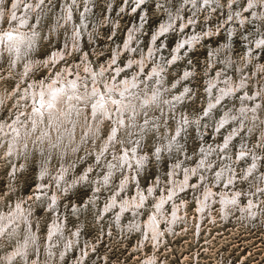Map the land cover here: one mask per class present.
Wrapping results in <instances>:
<instances>
[{"label": "bare ground", "instance_id": "bare-ground-1", "mask_svg": "<svg viewBox=\"0 0 264 264\" xmlns=\"http://www.w3.org/2000/svg\"><path fill=\"white\" fill-rule=\"evenodd\" d=\"M40 1L42 0H14L11 6V11L9 12L8 9L6 10L5 6L2 5V0H0V19L4 17L5 14H7L9 20H11V23L9 22L10 24H7V27H4V29L0 28V53L5 48V50L9 54L8 56L13 60L11 64L17 66V61L21 60V63L25 64L24 71L28 70L29 68L36 67L38 63H42L40 64L41 66L47 63L46 65H49V68H51V65L53 63H57V59L61 57L64 58V56L66 55H64L63 51H57L55 54L56 59L53 58V61L50 62V64L48 58L43 60L44 62H41L40 60H33V58H31L30 56L31 48L33 43L35 42V38L38 37L40 33V22L42 21V14L39 13L40 11L38 8V4ZM145 1L147 0H135L134 5L135 7L140 6L143 8ZM159 1L164 0H156L157 3ZM239 1L240 0H231L232 9H229L228 5L227 10L233 11L234 5H237ZM201 3L205 7V9H207V7L209 6L210 10H212L215 6L223 8V10L226 9L219 0L189 1L185 4L186 6L184 8L180 7L179 11L175 14L170 12L169 9L165 8L164 10L167 14L166 16H168V19L158 28V32H156L155 35L151 37V45L147 52L145 51V48L142 49L140 45L138 48H134L135 44L139 42L135 38V35L138 34H136L137 28H135L133 32H130L126 36V40L124 38V51L133 55H129L130 57L128 56L126 64H123L125 65V67L117 62L119 56L121 57V55H118V51L120 50L119 48L117 49L118 51L116 50L114 52L112 61H108L104 66H100L98 70L93 69L90 64H83L81 68H78V65L73 68L69 66L66 67L67 65L64 67V65L67 63L65 61V64H61L60 71H54L55 73L53 72V75L50 76L47 80L42 79L36 81L33 79V77H30L28 80H24L26 76L24 78L23 75L20 76L19 80L17 79V86H15V89L13 90H16L18 94H15V101L13 100L14 98L11 99L13 100V102H16V100L18 101L17 105L19 109L16 106L15 108H17V113L15 116L12 115L15 112L12 114L10 113V117L12 116L11 118L9 117V119L7 120H0V147L1 145H3L1 147L4 150L3 157H7V161L10 163V166L15 164L14 162L17 161L19 156L23 158L22 156L24 154L31 153V150L37 153V157L39 158L38 171L40 180L38 181V185H36L37 190H35V196L31 197L32 200L36 199L40 204L45 205L44 207H46V209H49L50 213H59L60 209L58 206V201L59 199H61V195H63L61 194V192L64 190V188L66 186H73L76 183H82L85 186H89L94 191L92 196L87 199L86 206L87 204L96 206L97 199L100 198L99 195L103 190V188L100 187L101 181L99 183V180H102V183L105 181V183L108 184L110 182V175H113L115 172H122V174L126 172L124 178L119 183L118 188H114L116 191L112 193V197H110V199L108 200L109 204L103 206V217H110V215L115 214V216H113L115 219V221L113 220L115 224H122L124 220L129 219L128 217H130V224L128 226L126 225V227L128 228V230H135L139 233V235L142 236L145 232L148 233L147 231L157 236L159 232H161L159 228L160 222H165L168 225L174 221L175 217L179 218L181 205L177 203L178 200L176 199L179 197L180 193V196H184V193L182 194V192L185 190L192 192V197H194V201L198 205L199 212H207L209 210V212L211 213L212 207L218 205L219 210L223 215L230 214V208H233L236 211V214L240 212L239 215L245 214L246 217L250 214V216L253 218L259 214V208H257V203L253 201L254 199L249 200L248 206L243 205L241 198L242 192L235 187V183L237 182V180H235V176L230 175L231 171L235 172L233 166H231V164H227V161L224 160L222 163L225 164V167L221 168L219 171H216L219 166H212V159L215 158V156H217L218 159L220 156H223L224 159L230 158L233 163L239 160H245L248 165V167H246L244 171L245 175H252L254 180L259 184L258 190H260L261 187L264 186V164L262 165L257 154L249 152L250 150L247 149L249 145L247 146L244 143L246 141L245 134L248 135L254 132L256 126L258 127V125H260L261 129L264 126V83L258 84V80L256 87L253 90L249 91L248 89L249 87H251V75L250 73L249 75H246V71H244L243 67L245 60L247 62H251L252 59H255L257 55L256 52H262V50L264 51V28L262 27V24L257 23L256 25L257 37L254 44H250V38L247 34H245L247 38V41H245L247 42L245 49L247 56L246 59L245 57H243L241 58L242 60H239L237 62L235 61V65L233 63L234 59L230 56V54L227 55L228 47H226L225 45L224 47L221 44L222 46L218 47L216 50L211 49L213 54L210 56L211 70L208 71V68H206L207 72H205L208 76L206 83V85L208 86V88L206 89V96L208 98V101L206 103L207 107L204 115L191 118L186 116V114L185 116L184 114H182L185 117L184 119L182 118V115H179L180 117H177L178 120L176 119L177 125H175L176 130L175 134H173L174 136L171 137V134L167 136V138L165 137V143L159 140V135L161 132L160 129H166V126L163 127L164 116L167 115L166 118H169V115L171 114L169 111L172 109L175 112V108L178 107L180 101L187 98L184 95H186L185 93L188 91V86L185 83L180 82L183 79L185 81L188 75H190V79L193 78V76H191L193 75L192 68L189 69L185 66L186 68L182 71L184 72L183 77L178 79L174 83V85L172 84L173 90H175L174 88H178V90H180L182 86L183 90L181 93H178L177 91L176 94L173 95L169 92L170 89L164 82V73L167 70L166 68H168L169 65L173 64L181 58V49L184 50L186 47H193L194 44L197 43V41L199 42V40H202V37L201 35H199L201 33H194L193 35L189 36L182 35L172 51V58L169 60V62H166V59L163 58V48H158L156 45H154V41L160 35L161 37H163L167 35L166 33H171L170 30L172 24L174 23V18L178 19V17L182 15V12L185 11L186 7L192 6L191 12H193L194 14L193 18L198 15V8H200ZM245 3H247L246 12L252 13V16L254 20L256 19V22L258 20L259 22L263 23L264 0H248V2ZM90 5L87 4L82 12L81 20L83 26H86L85 24L89 19V16L94 15V13L92 14L89 10ZM160 7H165V5H158L159 10ZM80 11L81 10L79 9L78 13H80ZM238 12V22L245 26V21L248 20L246 17L247 13L246 15L241 14L243 13L242 9L238 10ZM73 15V8L70 5H67L64 12L63 5L61 8V13H59V15L55 17L56 19L54 18V27L56 29H58V27L64 28V23L66 24V22L69 20V23L72 22L70 27L75 30L72 33L74 35L73 37L80 40V38L83 36L81 35V26H79L78 24L76 26ZM230 16L232 20H236L235 18H233V13L230 14ZM31 17H34V20H31ZM193 20L194 19H189L188 22L183 21L181 27H184L187 23L194 27L195 24L193 23ZM33 21H35L36 23L35 25L31 26ZM141 23L142 22H140V24ZM112 26L115 25L112 24ZM133 26L132 28L135 27ZM65 27H67V24ZM77 28L79 31H76ZM234 29L235 26L232 25L228 33H230L231 35V33L234 32ZM124 34L125 33L123 32V36ZM207 34L210 35L211 32L207 31ZM53 36H56V34L54 33ZM133 39H135V43L133 42ZM69 48L70 47H68V49ZM253 49L256 50L253 51ZM111 51L112 50H110V52ZM218 51H220V53L222 54H219ZM136 54L139 55V58H134V55L136 56ZM214 58L216 59L215 61ZM149 61L150 64H153V66L151 65L152 67L150 71H146L145 67L147 66ZM259 65H261V63ZM261 66L262 71L264 68V63H262ZM57 67H59V65H57ZM246 70L248 71V69ZM236 71L239 75V80L237 78L238 81H236L235 79ZM84 73L85 76H82L81 74ZM73 75L74 78L72 79L71 76ZM122 77L123 79L122 81H120ZM25 81H27L28 83ZM23 82L24 84H22ZM260 85L261 89L259 87ZM22 86H25V88H22ZM19 96L22 97L20 98ZM154 108L158 109L159 112H162L163 118H160V116L158 117V115L154 116L151 113L152 111H154ZM177 109H180V107ZM179 111L180 110H178L177 113H179ZM103 116L107 117V119H109L110 121H113L111 134L108 139H105L102 142L100 149H93L95 159L98 163V166H96L95 168H99L100 170L103 168L106 171L105 175L102 177V179H99L98 176L97 180L94 181L91 177L93 167H91V164H87L88 166H85L86 168L83 170V173L79 178H76L77 176L72 178L71 176V179V165L69 166L70 160H67L68 157L79 149L78 146L82 147V144L87 142L89 143L91 141L93 142V140H96V136H98L100 131L99 121ZM220 116L221 118H219ZM192 124L193 126H196L200 138L202 137L200 131L201 126H206L208 128L210 127L212 132L216 131L217 136L222 135L223 138V142L221 145L214 146L213 143H211L206 149L205 144L198 155L199 162L195 166H193V164L197 158L194 157V159L192 158V156L190 157L189 152L186 150V147L184 146V143L182 141V136L185 133L183 131L188 126H192ZM119 127H123L125 130H127L125 132H128L129 135L125 134V138H122V142H120L122 150L114 152V146L115 144L117 146L119 139ZM144 130H152L157 135V139L159 141L155 144L156 150L154 154L157 161H160V157L163 153H167L169 157L175 158V160H177V162L171 163L170 172L168 174V176H170V185L172 187L171 189H169V194H167V192L165 191H162L161 196L159 195L158 197H154L156 196L158 191L163 190L161 184L165 183L164 180L161 181L158 176L157 181L151 182L148 189H146L147 191H144V187H142L144 189H142L141 187H136V198L129 199L128 197H126L124 198V200H122L123 196H120L119 198L118 196L123 188L127 186V183H131V181L133 180L136 183L135 185H137L136 170H134L135 173L133 179L130 178V175L132 173L131 170L135 167L140 168L141 165H144V163L148 161L149 156L147 154L144 155L139 151L140 145L138 140L141 137L140 133H142V131ZM239 138L240 140L237 141ZM52 155H54V157L57 156L56 159H58V161L60 162V169L57 167L59 169V172L55 174V176H52V173L51 175L49 173L50 165L48 164V160L52 157ZM182 158L184 159V164L181 161ZM235 159H237V161ZM13 170V175H16V169ZM158 172L159 174H162L160 170ZM209 174L213 176V183L210 179L207 178ZM45 177H48V180H50V185L48 184V186H45V182L42 181V179ZM51 177L53 179V182H51ZM70 179L72 181H70ZM207 179L208 181H206ZM198 180L199 183L197 182ZM194 181L195 183H193ZM175 183L180 184V186L174 189L173 186H175ZM106 190H108V188ZM146 193H149V195L151 194V196L155 199L154 200L152 198V202L154 201L155 205L154 207L151 206L152 209L149 211V216L147 215L148 219L145 222V231V225L143 223L144 221L142 222V220H139V216H141V209H144L145 207V200L148 199L146 198ZM130 194L131 193H129V195ZM77 208V206L74 207L75 210ZM31 210L32 209L29 208V206L26 207L24 201H19L16 202L15 205L12 204L9 211H5V209H3V211L0 212V249H6V247L4 246L5 242H10L11 247L13 248V250L9 252V255L3 253L0 254L2 255L0 258V264L2 263V261L4 263L7 262V264H17V261H20L23 264H47V262L39 263L40 259L37 261L33 260L32 257V261H29V255H38L40 257V253H42L41 251L45 248V256L48 255L49 260H54L55 258H57V256L62 259L64 258V251L67 252L68 248H72V241L64 239V224L59 218L54 216L52 217L51 223L49 225L47 236L41 242L37 230H34L37 219L34 218V214L32 215ZM117 210L119 211L116 214L115 211ZM170 211L171 213L169 215L168 213ZM177 212L178 214H176ZM210 218L213 219L214 216L210 214ZM124 226L122 225V227ZM144 238L146 239L145 236ZM40 244L42 245L41 247ZM61 249L64 250L61 251Z\"/></svg>", "mask_w": 264, "mask_h": 264}, {"label": "rangeland", "instance_id": "rangeland-1", "mask_svg": "<svg viewBox=\"0 0 264 264\" xmlns=\"http://www.w3.org/2000/svg\"><path fill=\"white\" fill-rule=\"evenodd\" d=\"M13 1L14 0L11 1L2 0V5L5 6L6 10L8 9V11L10 12ZM134 1L135 0H87V1L86 0H52V1L42 0L40 1L38 4L39 6L38 8L40 11L39 13L42 14V21L40 22L41 25L40 33L39 36L35 38V42L33 43L31 48L30 56L31 58H33V60H40L41 62H44L43 60L48 58L50 64V62L53 61V58L56 59L55 54L57 51L59 52L63 51L64 55L65 54L66 55L64 56V58L61 57L57 59V63L56 62L53 63L51 65V68H49V65H46L47 63L42 65L43 67L40 65L42 63L40 64L38 63L36 67L29 68L28 70L24 71L25 64H22L21 60L17 61V66L11 64L13 60L8 56L9 54L4 48L0 53V74H1L0 75V116H1L0 120L9 119L10 115L14 112L15 113L12 115L15 116L17 113V108L19 109L17 105L18 101L16 100V102H13V100L15 101V94H18V92L13 89H15V86H17L16 85L17 81L20 79L21 75H23L24 78L26 76L24 80H28L30 77L31 78L33 77V79L36 81L42 79L47 80L50 76L53 75L54 71L55 72L60 71L61 64H65L66 62L67 63L64 65V67L67 65L66 67L69 66L73 68L76 67V65H78V68H81L83 64L85 65L90 64V66L93 69L98 70L100 66H104L108 61H112L114 52L119 48L120 50L117 51H118V55H121V57L119 56L117 62H119V64L121 65L126 64L128 60V56L129 55L133 56L131 53H128L123 49L126 36L130 32H133L134 29L137 28L136 34L137 33L138 34L135 35L136 36L135 38L139 42L135 44L134 48L135 47L138 48L140 45L142 49L145 48V51L147 52V50L151 45V40H152L151 37H153L155 33L158 32V28L168 19V16H166L167 14L164 9L165 8L169 9L170 12L175 14L176 12L179 11L180 7L184 8L186 6L185 5L186 3L194 0H164V1H159L158 3L156 2V0H147L145 1L143 8L140 7L139 5H137L139 7H135ZM219 1L226 9L223 10V8H219L216 6L212 10H210V6L207 7V9H205L203 4L201 3L200 8H198L199 10V12L197 13L198 15H196L194 18H193L194 14L193 12H191L192 6L186 7L185 11L182 12V15L179 16L178 19L174 18L173 20L174 25L172 24L170 30L171 33H166L167 35L163 37H161L160 35L154 41V45H156L158 48H163L164 50L163 58L166 59V62L167 61L169 62V60L172 58L171 57L172 51L177 45L178 40L179 38H181L182 35L189 36V35H193L194 33L195 34L201 33L199 35H201L202 37L201 40L202 42L200 40L199 42L197 41V43L199 44L195 43L193 47H186L184 50L181 49L182 50L180 54L181 58L178 61L174 62L173 64L169 65V67L166 68L167 70L164 73L165 75L164 82L165 84L168 85V88L170 89L169 92L175 95L177 91L178 93H181L183 90V86L180 90H178V88H174L175 90L172 89L174 83L178 79L183 77L184 72L182 71L187 67L189 69L192 68V72H193V75H191L193 76L192 79H190L191 77L190 75H188L187 79L185 80L186 82L184 81V79L180 82V83H185L188 86V91L185 93L186 95H184L187 98L181 100L177 107V108L180 107V109L175 108L176 110L175 112L171 109L169 111L171 113L169 115V118H166L167 115L164 116L163 127L166 126V129L161 128L160 129L161 132L159 135V140L163 141L164 143L166 142L167 136L171 134H172L171 137L174 136L173 134H175V130H176L175 125H177V120H178L177 117L179 118L182 114H184V116L186 114V116L191 118L195 116L200 117L204 115L207 107L206 103L208 101V98L206 96V89L208 88L206 83L208 76L205 72H207L206 68H208V71L211 70L210 56L213 55L211 49L216 50L218 47L225 45L226 47H228L227 55L230 54V56L234 59L233 63L235 65V61L237 62L239 60H242L241 58L243 57H245L246 59L247 56L245 50L247 44V42L245 41H247V38L245 34L249 36L250 44H254L257 37V33H256L257 23L262 24L263 25L262 27L264 28V24H263L264 22L262 23L259 22L258 20L256 22V19L254 20L252 16V13L246 12L247 3L245 2H248V0H240L237 3V5L236 4L234 5L233 11L227 10L228 8L232 9L231 0H219ZM87 4L89 5L91 4L89 6V10L91 11L92 14L94 13V15H90L89 19L85 24L86 26H83L81 15L83 9H85ZM63 5H64V12L67 5H70L73 8L74 21L76 22V26L77 24L81 26L80 30H81V35H83L81 37L82 39L80 38V40H78V38L76 39L75 37H73L74 35L72 33L75 30H73V28L70 27L72 22L69 23V20L66 22L68 28L65 27L66 26L65 23H64V28L58 27V29H56L54 27V23L56 19L55 17H57V15L61 13V8ZM158 5L161 6L165 5V7H160L159 10ZM228 5L229 7L227 8ZM79 9L81 10L80 13H78ZM240 9H242L243 12L241 14L246 15L247 13L248 15V16L246 15L248 20L245 21V26L238 22L237 13H239L238 10ZM232 13H233V18H235L236 20L231 19L230 14ZM30 19L34 20V17H31ZM189 19L195 20V21L193 20V23L195 24L194 27L191 26L189 23H187ZM7 20H9L7 14H5L4 17L0 19L1 29L2 28L4 29V27H7V24L9 25L11 23V20L9 21ZM183 21H187L186 23L188 25L186 24L184 27H181ZM140 22L142 23L140 24ZM35 23L36 22L33 21L31 26L35 25ZM112 24L115 26H112ZM133 24L135 27L133 26ZM230 25L235 26L234 32L231 33V35L230 33H228L231 27ZM132 26L134 28H132ZM224 27L226 28V30ZM76 31H79L78 28ZM207 31H210L211 34L208 35ZM53 32L56 34V36H53L54 35ZM123 32L125 33L124 34L125 37L123 36ZM134 40L135 39H133V42L135 43L136 41ZM68 47L70 48L68 49ZM82 49L84 50V52ZM110 50L112 51L110 52ZM255 50L256 49H253V51ZM218 52L219 54H222L220 53V51ZM256 53L257 55L255 59H252L251 62H247L245 60L243 64L244 71H246V75H249V73L251 75L250 76L251 87H249L248 89L249 91L253 90L256 87L258 80H259L258 84L264 83L263 81L264 68L261 71L262 69L261 65L262 63H264V51L262 50V52L258 51ZM135 57L139 58V55L136 54V56L134 55V58ZM215 60L216 59L214 58V61ZM260 63L261 65H259ZM57 65H59V67H57ZM151 65L153 66V64L152 63L150 64L149 61V63L145 67L146 71H150L152 67ZM123 67H125V65H123ZM246 69H248V71ZM27 72L30 74H28ZM74 75L71 76L72 79L74 78ZM81 75L85 76V73ZM237 78L239 80V75L236 71L235 73L236 81H238ZM122 79L123 77L121 78L120 81H122ZM22 84H24V82ZM23 87L25 88V86H22V88ZM259 87L261 89V85ZM19 97L21 98L22 96ZM11 98L14 99L12 100ZM16 106L17 108H15ZM153 110L154 111H152L151 113L154 116L158 115V117L160 116V118H163L162 112H159L158 109L156 108H154ZM178 110H180L179 111L180 114L177 113ZM166 114H167V110H166ZM184 116L182 115L183 119L185 118ZM219 118H221V116ZM112 123L113 121H110L109 119H107V117L104 116L101 117V120L99 121L100 131L98 136H96V140H93V142L91 141L89 143L88 142L84 143L81 145L82 147L78 146L79 149L68 157L67 160H70L69 166L71 165L70 178L71 176L72 178L76 176H77L76 178H79L82 175L83 170L86 168L85 166L91 164V167H93L92 176H91L93 180L94 181L97 180L98 176L99 179H102L106 171L103 168L101 170L99 168H95L96 166H98L97 165L98 163L97 160L95 159L93 148L100 149L102 142L105 139L109 138L111 134ZM258 128H260V125H258V127L256 126L254 132L248 135L245 134L246 141L244 143L247 146L249 145L247 147V149L250 150L249 152L258 155L263 165L264 164V139H263L264 126L262 129L261 128L258 129ZM125 131L127 130H125L123 127L121 128L119 127V135L120 134L121 135L120 136L118 135L119 139L117 146L116 144L114 146L115 147L114 152L122 150L120 142H122L121 141L122 138H125V134L129 135V133ZM200 131L202 136L201 138L199 137V133L196 129V126L195 125L193 126V124L192 126L191 125L188 126L183 131L185 133L182 136V141L184 143V146L186 147V150L189 152L190 157L192 156V158L194 157L197 158L195 161L193 160L194 161L193 166L198 164L199 162L198 155L205 144H206L205 148L207 149L208 145L211 143H213V145L215 146V145H221L223 142L222 135L217 136L216 131L212 132L210 127L208 128L206 126H201ZM140 136H141L139 138L140 141L138 140L140 145L139 151L140 153L144 155L147 154L149 156L148 161H146L144 165H141L140 168L135 167L131 170L132 172L130 175L131 179H133L135 173L134 170H136L137 185H135L136 183L133 180L131 181V183L128 182L127 186H125L121 191L120 193L121 195L119 194L118 196V198L120 196L121 197L123 196L122 200H124V198L126 197H128L129 199L136 198L135 197L136 187H141V188L144 187L145 189L144 188L142 189H144V191H147L146 189H148L151 182L157 181L158 176L159 179H161V181L164 180L165 182L164 184L166 185L161 184L163 190L158 191L156 196L154 197H158L159 195L161 196L162 191H165L167 192V194H169V189H171L172 187L170 185L171 184L170 176H168V174L170 172L171 163L177 162V160H175V158L169 157L167 153H163L161 155L160 161H157V159H155L154 156L156 150L155 144L159 140L157 139V135L154 133V131L144 130L142 131V133H140ZM239 140L240 138L237 141ZM258 140L260 143L258 142ZM2 146L3 145H1V147ZM1 147H0V212H2L3 209H5V211H9L12 204L15 205L16 202L24 201L26 207L29 206V208L32 209L31 210L32 215L34 214V218L37 219L36 222L37 224L35 223L34 230H37L41 242L47 236V233L49 231V225L51 223L52 217L54 216L59 218L64 224L63 225L65 228V229L63 228L64 239L71 240L73 243L71 249L68 248L67 252L64 251L65 253L64 258L62 259L57 256V258H55L54 260H49L48 255L45 256V250H44L45 248H44L41 251L42 253H40V257L38 255L34 256L30 254L28 259L29 261H32V259L38 261L40 259L39 263L47 262V264H72V263L73 264H264V186H262L261 189L258 190L259 184L254 180L252 175L249 176L247 174L245 175L244 171L246 167H248L245 160L237 161V159H235L237 162L233 163V161L230 158L224 159L223 156H220L218 159V157L215 156V158L212 159L213 160L212 166L214 167L219 166L216 170L219 171L221 168L225 167V164L222 163L224 160L227 161V164H231V166H233L235 172L231 171L230 175L235 176L236 178L235 180H237V182L235 183V187L242 192L241 198L243 205L248 206L249 200L254 199L253 201L257 203V208H259L258 215L252 218L249 214L246 217L245 214L239 215L240 212L236 214V211L233 208H230V214L223 215L221 214L218 205L212 207L211 213L209 212V210L207 211L208 213L206 211L199 212L198 205L194 201V197H192L193 196L192 192L185 190L182 192V194L184 193V196L183 195H182L183 197L180 196L181 195L180 193L179 195L180 198L178 197L176 199L178 200L177 203L181 205L180 211L178 210L180 212L179 218L175 217L174 221L168 225L165 222L163 223L160 222L159 228L161 232H159L157 236L153 235L149 231H147L149 235L148 233L145 232L146 234L144 233V235L142 236L139 235V233L136 232L135 230L131 231L128 230V228L126 227V225L128 226L130 224V220H129L131 219L130 217H128L129 219L124 220L122 224L114 223L115 219L113 216H115V214L110 215V217H105V218L103 217L104 216L102 212L104 208L103 206L109 204L108 200L110 199V197H112L111 196L113 195L112 193L116 191L114 188L116 187L118 188L119 183L124 178L126 172L124 174H122V172L120 173L115 172L113 175H110V182L108 181L109 182L108 184H106L105 181L102 183V180H99V183L101 181L100 187H102L103 190L99 195L100 198L97 199L96 206H92L90 204H87L86 206L87 199H89L94 192L89 186H85L82 183L80 184L76 183L73 186H68V187L66 186L64 190L61 192V194H63L61 195V199H59L58 201L60 212L50 213L49 209H46V207H44L45 205L40 204L36 199L35 200L31 199V197L35 196L36 194L35 191L37 190L36 185H38V181L40 180L39 171H38L39 158L37 157V153L31 150V153L24 154L22 156L23 158L19 156L17 161L14 162L15 164L10 166V163L7 161V157L6 158L3 157L4 150ZM56 158L57 156L54 157V155H52V157L48 160V164L50 165L49 173L50 175L52 173V176H55V174H57L60 169V165H59L60 162ZM181 161L183 162V164L185 163L183 158L181 159ZM13 169H16V175L15 174L13 175L14 173ZM159 170L160 172H162V174H159L158 172ZM207 178L210 179L212 183L214 182L213 181L214 179H212L213 176H211L210 174ZM50 179L51 182H53L52 177ZM71 179L70 181H72ZM208 179L206 181H208ZM47 180L48 177L42 179V181L45 182V186H48V184L50 185V180L48 181ZM197 182L199 183V180ZM193 183H195V181ZM174 185H175L173 186L174 189L180 186V184L178 183H175ZM128 186L129 187L132 186V187H130L129 189ZM107 188L108 190H106ZM129 193H131L130 194L131 196L129 195ZM146 195H147L146 198L148 199H146L144 202V204L146 203L144 207L145 210L141 209V216H139V220H142V222L144 221L143 223L145 225L144 226L145 231H146L145 222L148 219L149 211L155 205V202L154 201L152 202L154 198L151 196V194L149 195V193H146ZM260 196H262L263 198ZM75 206L78 207L76 210L74 209ZM118 211L119 210L115 211V213L117 214ZM170 213L171 211L168 214L170 215ZM176 214H178V212ZM210 214L214 216L213 219L210 218ZM122 225L125 228L122 227ZM144 236L146 237V239L144 238ZM5 244L4 246L6 247V249H0V254L3 253L9 255V252L12 251L13 248L11 247L10 242H5ZM41 246L42 245L40 244V247ZM63 250L64 249H61V251ZM1 256L2 255H0V258ZM1 264H7V262L4 263L2 261ZM17 264H23V263L17 261Z\"/></svg>", "mask_w": 264, "mask_h": 264}]
</instances>
